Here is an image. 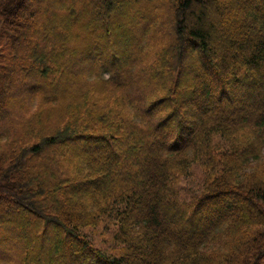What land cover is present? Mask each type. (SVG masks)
<instances>
[{"label":"trees","instance_id":"trees-1","mask_svg":"<svg viewBox=\"0 0 264 264\" xmlns=\"http://www.w3.org/2000/svg\"><path fill=\"white\" fill-rule=\"evenodd\" d=\"M2 262L264 264V0H0Z\"/></svg>","mask_w":264,"mask_h":264},{"label":"rangeland","instance_id":"rangeland-1","mask_svg":"<svg viewBox=\"0 0 264 264\" xmlns=\"http://www.w3.org/2000/svg\"><path fill=\"white\" fill-rule=\"evenodd\" d=\"M250 3L251 5L254 6L253 2ZM230 17L237 20L239 16L238 13H235V11H233ZM68 85L66 84L65 87L67 88ZM256 100L258 102L260 98L258 97L256 98ZM241 101L242 103L244 102L243 100ZM126 169L129 168L125 167L123 171H125ZM204 173L205 171L201 163L196 162L191 166L189 170V174L185 177H181L180 181L178 182V188L182 199L188 200L202 191L205 181ZM116 231H117V222L115 216L113 214H110L105 217L104 221L101 222L100 225L86 228L85 230H83V233L86 234L89 238H91L98 247L102 248V250L108 253L113 252L115 253V255H118L119 253L117 252V250L121 246V244L118 241H116L114 237Z\"/></svg>","mask_w":264,"mask_h":264}]
</instances>
